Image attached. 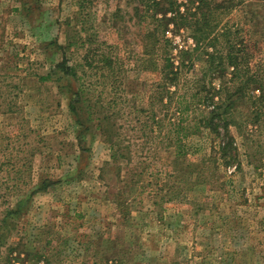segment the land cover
<instances>
[{
    "label": "rangeland",
    "instance_id": "rangeland-1",
    "mask_svg": "<svg viewBox=\"0 0 264 264\" xmlns=\"http://www.w3.org/2000/svg\"><path fill=\"white\" fill-rule=\"evenodd\" d=\"M215 1L230 4L218 16L220 26L250 44L264 70V0ZM135 3L0 0V220L5 221L0 264H264V106L256 118L255 105L236 102L230 129L237 160L212 159L196 173L210 145L217 148L209 133L189 138L196 149L177 161L174 146H165L160 137L129 162L115 160L94 122L77 141L66 88L74 83L63 87L40 79L60 58L49 40L64 43L70 36L101 43L125 65L119 73L121 93L110 78L89 76L90 103L100 92L104 100L126 96L113 108L122 112L116 123L138 134L144 117L130 109L133 103L148 106L157 75L144 69L148 63ZM190 34L168 22L163 37L171 59L178 60L179 50L191 51ZM83 54L81 46L67 52L73 62H81ZM200 58L198 52L192 55L202 65ZM189 74L181 76L179 93L185 92ZM168 136L175 143L173 132ZM135 165L142 173L132 177L135 181L126 179V168ZM175 170L181 175L177 180Z\"/></svg>",
    "mask_w": 264,
    "mask_h": 264
},
{
    "label": "trees",
    "instance_id": "trees-1",
    "mask_svg": "<svg viewBox=\"0 0 264 264\" xmlns=\"http://www.w3.org/2000/svg\"><path fill=\"white\" fill-rule=\"evenodd\" d=\"M225 3L227 2L215 0H137L133 6L134 18L142 27V38L145 41V52L142 55L148 64L144 65V69H149L157 75L147 99L148 106L133 103L130 109L132 113L143 114L144 117L141 118L138 134H131L128 129L122 131L121 126L116 123V117L121 116L122 112L113 110L118 102L124 104L127 100L126 96H120L119 73L125 68L121 57L108 54L100 46L101 43L91 45V40L89 43L85 37L70 40V36H66L64 43H60L57 38L49 40L48 46L55 48L60 58L50 66L45 75L40 76V79L60 82V86L68 82L74 83L73 87L66 88L69 93L68 110L77 126V141L82 133L88 131L87 124L94 122L102 140L108 144L110 156L115 160L129 162L137 150L149 148V144H153L155 138L160 137L161 140L165 139V146H174V160L177 161L186 155L189 149H196L189 138L201 136L202 132H206L217 143V148L214 149V146L210 145V153L202 159V165L196 173L202 171L212 159L215 163L220 159L226 163L236 161L238 152L230 129L233 123L230 114L236 102L244 99L256 106L258 111L255 115L258 118L261 114L259 108L264 106V70L259 66L262 59L255 60L251 45L244 44L242 37L240 38L237 32L232 33L226 29V25L220 26L218 16L225 14L230 5ZM159 11H168L170 16L161 15ZM168 22H172L176 29H188L194 41L191 51L179 50L178 60L171 59L166 52L167 39H164L163 32ZM161 44L164 58L159 64L157 49ZM77 46L84 48L81 62H73L67 55L68 51ZM194 52L199 53V61L203 62V66L192 59ZM87 69L94 72L87 73ZM183 69L187 71L180 75ZM187 72L190 74L186 78V90L179 93V80L181 76H186ZM93 75L110 78L116 83L115 89L120 90L119 96L104 100L103 97L101 99L100 92L91 104L92 83L86 77ZM104 79L97 82L103 84ZM252 84L256 85L254 88L260 91L259 94L253 91L254 88L246 94V89ZM155 105L159 106L156 110ZM82 114L86 117H82ZM140 115H137V120H140ZM163 129L166 131L161 135ZM171 132L175 135V143L169 140L172 138L168 136ZM132 144L134 151L131 150ZM126 170V179L130 180H134L132 177L140 175L143 171L139 165L133 168L128 166ZM173 174L174 180L181 178L176 170ZM4 222L0 220V231L5 229ZM1 236L4 238L3 234Z\"/></svg>",
    "mask_w": 264,
    "mask_h": 264
}]
</instances>
